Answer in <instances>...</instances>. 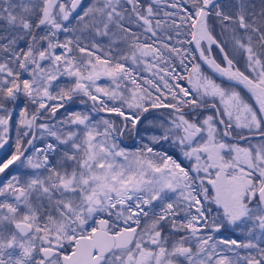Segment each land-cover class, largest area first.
Masks as SVG:
<instances>
[{
  "label": "snow or ice",
  "instance_id": "snow-or-ice-1",
  "mask_svg": "<svg viewBox=\"0 0 264 264\" xmlns=\"http://www.w3.org/2000/svg\"><path fill=\"white\" fill-rule=\"evenodd\" d=\"M0 264H264V0H0Z\"/></svg>",
  "mask_w": 264,
  "mask_h": 264
}]
</instances>
